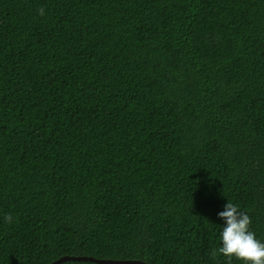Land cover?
<instances>
[{"label":"trees","instance_id":"trees-1","mask_svg":"<svg viewBox=\"0 0 264 264\" xmlns=\"http://www.w3.org/2000/svg\"><path fill=\"white\" fill-rule=\"evenodd\" d=\"M227 201L264 243V0H0V264H229Z\"/></svg>","mask_w":264,"mask_h":264},{"label":"clouds","instance_id":"clouds-1","mask_svg":"<svg viewBox=\"0 0 264 264\" xmlns=\"http://www.w3.org/2000/svg\"><path fill=\"white\" fill-rule=\"evenodd\" d=\"M39 14L43 16L45 9L41 7ZM218 217L225 222L220 232L222 246L211 249V258L216 259L220 254L225 256L229 264L233 258L243 264H264V243L256 238L251 230L252 220L250 216L242 212L238 205L227 201L224 210L218 213ZM7 223L13 222L11 214H5Z\"/></svg>","mask_w":264,"mask_h":264},{"label":"water","instance_id":"water-1","mask_svg":"<svg viewBox=\"0 0 264 264\" xmlns=\"http://www.w3.org/2000/svg\"><path fill=\"white\" fill-rule=\"evenodd\" d=\"M71 261H75V262L90 261V262H95L98 264H146L142 261L100 260V259L89 258V257H63L52 264H64L66 262H71Z\"/></svg>","mask_w":264,"mask_h":264}]
</instances>
